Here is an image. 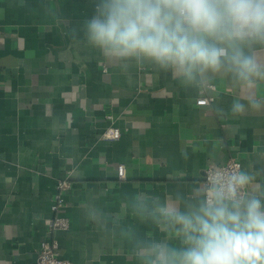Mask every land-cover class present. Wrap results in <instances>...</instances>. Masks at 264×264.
Here are the masks:
<instances>
[{"label": "crops", "instance_id": "1", "mask_svg": "<svg viewBox=\"0 0 264 264\" xmlns=\"http://www.w3.org/2000/svg\"><path fill=\"white\" fill-rule=\"evenodd\" d=\"M92 7V0H0V264H33L56 216L70 223L52 234L63 257L135 264L127 243L86 218L84 203L121 214L135 193L194 195L209 166L232 158L264 172V110L231 112L234 99L251 93L221 83L200 105L154 66L105 61L82 42ZM111 125L118 138H104ZM63 179L71 187L56 212ZM121 219L152 230L130 209Z\"/></svg>", "mask_w": 264, "mask_h": 264}, {"label": "clouds", "instance_id": "2", "mask_svg": "<svg viewBox=\"0 0 264 264\" xmlns=\"http://www.w3.org/2000/svg\"><path fill=\"white\" fill-rule=\"evenodd\" d=\"M92 5L82 42L105 61L124 69L154 66L194 97L230 84L251 93L233 100V115L264 110V0H92ZM194 192L164 200L135 193L121 214L93 202L82 209L97 231L127 243L135 264H264V172L239 165L213 168ZM128 209L152 230L125 225L121 215Z\"/></svg>", "mask_w": 264, "mask_h": 264}, {"label": "built area", "instance_id": "3", "mask_svg": "<svg viewBox=\"0 0 264 264\" xmlns=\"http://www.w3.org/2000/svg\"><path fill=\"white\" fill-rule=\"evenodd\" d=\"M213 98L209 96L207 93L201 95L197 99V103L200 105H206L209 104ZM110 119H113L112 115H109ZM121 134V130L115 126L111 125L104 133V138H118ZM237 165L240 166V168L243 169L242 163L235 158L230 159L227 163L216 165V166H209L205 173H204V181L205 183L208 179L209 171L213 168H227V169H234ZM124 165H119V174L121 176H124L125 172ZM71 187V181L69 179H63L60 180L57 184V192L54 197V203L52 205V209L56 212L60 210V208L65 203V191H67ZM69 220L66 217L63 216H56L50 223L49 227V234L47 238H45L41 242V246L38 252V256L33 264H78L68 258L63 257V255L60 252V246L57 241L53 237V231L57 229H66L69 227Z\"/></svg>", "mask_w": 264, "mask_h": 264}]
</instances>
